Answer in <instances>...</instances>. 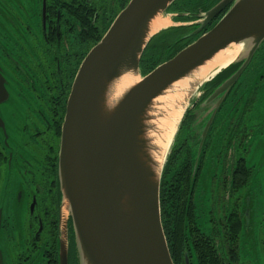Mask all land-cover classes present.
Returning <instances> with one entry per match:
<instances>
[{"label": "flooded vegetation", "instance_id": "af4514ba", "mask_svg": "<svg viewBox=\"0 0 264 264\" xmlns=\"http://www.w3.org/2000/svg\"><path fill=\"white\" fill-rule=\"evenodd\" d=\"M129 1L0 0V264H58L57 160L68 97L83 60ZM220 1L175 0L167 10L171 25L147 43L139 68L148 67V56L165 58L158 65L168 61L212 29L231 5L207 16ZM239 67L222 70L201 89L164 164L160 213L183 238L179 264L198 262L191 231L210 239L225 263L249 264L239 262L243 222L236 209L220 218L209 212L219 231L199 225L200 189L216 182L213 205L242 192L254 172L246 154L264 134V40ZM181 220L179 232L174 225ZM71 226L68 264H74Z\"/></svg>", "mask_w": 264, "mask_h": 264}, {"label": "water", "instance_id": "95a60500", "mask_svg": "<svg viewBox=\"0 0 264 264\" xmlns=\"http://www.w3.org/2000/svg\"><path fill=\"white\" fill-rule=\"evenodd\" d=\"M174 1L130 0L77 71L57 160L61 196L58 264H68V222L77 264H174L159 204L164 163L181 120L201 89L222 70L235 65L244 68L264 40V0H221L207 16L231 5L212 29L141 75L140 56L159 32L149 35L150 23L157 16L169 18L167 9ZM231 44L240 49L226 65L206 78L197 75L192 79L159 165L147 138L156 100ZM128 73L140 79L107 104L109 86Z\"/></svg>", "mask_w": 264, "mask_h": 264}, {"label": "rangeland", "instance_id": "374dc122", "mask_svg": "<svg viewBox=\"0 0 264 264\" xmlns=\"http://www.w3.org/2000/svg\"><path fill=\"white\" fill-rule=\"evenodd\" d=\"M161 18L166 19L167 17ZM182 82L174 87L178 88L177 93L168 95V99L171 103L175 101H184L186 99V95H181L184 89L191 91L192 83ZM163 101L164 99L162 102ZM165 132H163L162 137L163 147L166 143L164 141L166 138ZM252 141L255 142V145L248 150L246 161L248 165L253 168L254 172L246 188L231 198L224 197L217 205H213L211 200L213 196L212 190L216 182L212 183V185L208 183L205 189H200L201 196L203 197L202 208L204 212L199 220V225L207 233L211 230V227L219 231V227L209 222V212H211L213 218H220L223 213H228L232 209H236L240 213L243 222L238 239L239 262L264 264V147L259 145L260 143H264V134L254 137ZM8 263L13 264L14 261L10 259Z\"/></svg>", "mask_w": 264, "mask_h": 264}, {"label": "bare ground", "instance_id": "6f19581e", "mask_svg": "<svg viewBox=\"0 0 264 264\" xmlns=\"http://www.w3.org/2000/svg\"><path fill=\"white\" fill-rule=\"evenodd\" d=\"M170 25V19H162L161 17L157 16L150 23L149 35L155 34L157 31L169 27ZM239 49V45L231 44L226 49L221 50L211 61H207L204 65L200 66L190 78H186L172 84L170 88L156 100L155 107H153V120L150 121V125L147 129V138L150 141L153 159L159 163V165H161L164 161L173 134L176 130L177 123L183 112L184 105L186 104L184 101H175L171 103V101L168 99V95L177 93L178 88L174 87L182 81V83H192V79L197 77V75H200L202 78H206L208 75L210 76L211 72L215 68L226 65L239 51ZM139 79L140 77L138 75L135 76L130 73L120 76L109 86L106 96L107 104L111 105L114 103L124 91L135 84ZM185 92L189 93L190 91L188 89H184L181 92V95H185ZM163 99L164 101L162 102ZM158 115L160 116L158 117ZM163 118L165 123L163 122ZM163 132L166 134V138L164 140L166 143L164 147L162 141Z\"/></svg>", "mask_w": 264, "mask_h": 264}, {"label": "trees", "instance_id": "16d2710c", "mask_svg": "<svg viewBox=\"0 0 264 264\" xmlns=\"http://www.w3.org/2000/svg\"><path fill=\"white\" fill-rule=\"evenodd\" d=\"M164 59L165 58H161V59L157 58L154 61H152L153 57L148 56V59L146 60V62L149 63L148 67H146V65H142V67L139 68L140 74L141 75L147 74L151 69H153L156 65H158ZM188 110H189V108H188ZM187 111H186L184 117L182 118L181 122L185 118ZM181 122H180V124H181ZM178 131H179V127H178L176 134L178 133ZM176 134H175V136H176ZM170 150H169V152H170ZM167 157H168V155H167ZM166 160H167V158H166ZM163 168H164V166H163ZM162 172H163V170H162ZM58 189H59V186H58ZM58 191H59V206H60L61 196H60V190H58ZM163 213H164V210H162V214H161L162 221L161 222H162L163 230L165 231V233H167V236H168L167 237V241H168L167 244H168L169 252H170L173 263L179 264V262L182 261V252H183V243H184L183 238L181 236V239H180L178 234L173 233V227H168L166 225V222H168V219L166 220L165 215ZM58 216H59V212H58ZM182 224H183V222L181 220V222H176V224L174 225L177 227L179 232H181V230H182L181 229ZM238 227H239V222L234 224L233 238H232L233 248H229V252L231 254H233L230 257L232 261H234V258L237 256L236 255V246H234V245L236 243V237L238 234ZM191 233H192L193 251H194V254H195L197 261H198L197 264H227L223 261V259L220 257V255L217 254V251L214 247V244L210 239H208L205 236L200 235L198 233V231H191ZM72 235H73V233H72ZM72 245H73L72 249H73L74 264H77V260L75 257L76 254H75L74 240H73Z\"/></svg>", "mask_w": 264, "mask_h": 264}]
</instances>
